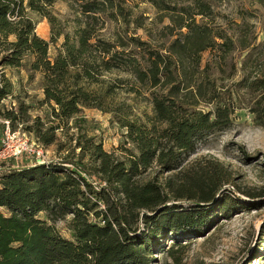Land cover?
<instances>
[{"label":"trees","instance_id":"1","mask_svg":"<svg viewBox=\"0 0 264 264\" xmlns=\"http://www.w3.org/2000/svg\"><path fill=\"white\" fill-rule=\"evenodd\" d=\"M57 1L0 0V67H29L42 75L46 103L54 104L55 119L74 121L80 150L76 162L3 164L0 264H153V256L165 251L166 241H176L170 249L175 248L180 239L202 235L219 213L229 219L232 211L244 207L230 196L217 199L224 176L216 166L201 169L185 163L209 135L228 128L234 115L233 104L215 90L212 109H198L207 89L194 80L206 71L201 69L203 54L217 52L225 58L237 46L248 50L250 43L203 25L200 17L211 15L205 2L191 17L172 16L173 27L183 36L172 43L168 54L150 52L144 56L143 68L138 60L128 58L145 86L160 89L151 93L154 116L146 121L131 119L123 114V107L108 106L110 91L92 88L103 85V73L123 65L124 55L110 42L97 39L95 28L107 9H117L115 0H68L85 16L73 40L50 11ZM30 12L49 21L50 42L37 35ZM59 39L64 41L62 49L52 58L50 47ZM249 56L247 52L245 58ZM263 85L256 79L250 87L257 90ZM13 94V85L1 81L0 105ZM85 108L112 113L126 129L125 143L132 149L123 148V158L85 137L86 121L78 118ZM3 116L16 128L14 112L7 110ZM41 125L38 121L33 131L47 147L56 138L54 133L43 134ZM4 132L2 126L0 138ZM86 157L90 165L83 163ZM153 171L157 173L149 179ZM168 174L172 176L160 183L159 177ZM182 200L191 207H178ZM58 221L67 222L69 238L58 232Z\"/></svg>","mask_w":264,"mask_h":264},{"label":"rangeland","instance_id":"2","mask_svg":"<svg viewBox=\"0 0 264 264\" xmlns=\"http://www.w3.org/2000/svg\"><path fill=\"white\" fill-rule=\"evenodd\" d=\"M114 2L117 9H107L95 28L97 39L110 42L115 46L113 50L124 55L123 65L103 73V85L92 88L101 93L110 91L108 106L123 107V114L131 119L146 121L154 116L151 93L160 89L145 86L133 73L128 58L138 60L143 68L146 67L144 56L149 57L150 52L168 54L172 43L183 36L173 27L172 16L187 14L191 17L200 12L198 4L205 2L211 15L199 16L203 25L234 41L242 39L250 43L248 50L237 46L225 58L217 52L203 54L201 69L206 71L200 72L194 80L195 84H204L202 86L207 89L198 109H212L215 90L233 104L234 115L228 128L209 135L185 163L201 169L216 166L224 176L217 199L230 196L244 207L232 211L229 219L219 213L202 235L180 239L175 248L170 249L176 241H166L165 251L153 256V264H264V87L257 90L250 87L256 79L264 82V0H158V5L152 0ZM79 10L78 5L72 6L68 0H58L50 9L66 25L71 40L75 38L77 25L85 20ZM29 16L35 22L37 35L50 42L49 21L35 13L30 12ZM137 40L146 45L140 47ZM63 42L59 39L51 45L52 58L62 49ZM247 52L250 56L245 58ZM3 80L13 85L14 94L0 105L3 110L0 112L1 131L5 126L0 138V172L5 168L4 163L17 166L40 164L45 160L55 164L65 160L78 161V130L74 121L62 123L54 118L51 107L54 104L45 101L42 75L30 71L29 67L14 69L4 66L0 67V82ZM7 110L17 117L16 128L3 116ZM78 118L86 121L85 137L101 143L106 152L123 158V148L132 149L125 143L126 129L119 126L112 113L85 108ZM38 121L42 124L43 134L55 135V142L47 147L35 137L33 130ZM27 148L30 152L26 151ZM37 151H41L44 157L38 158ZM15 152L17 156L13 157ZM12 158L14 162H11ZM91 162L86 157L83 163L90 165ZM156 173H150L149 179ZM166 176L172 175L160 176L159 182H164ZM177 204L178 207H191L186 200ZM40 217L46 219L45 214ZM56 228L64 237H70L66 221H58Z\"/></svg>","mask_w":264,"mask_h":264},{"label":"built area","instance_id":"3","mask_svg":"<svg viewBox=\"0 0 264 264\" xmlns=\"http://www.w3.org/2000/svg\"><path fill=\"white\" fill-rule=\"evenodd\" d=\"M26 151H29L30 152V150L28 148H27ZM19 153L21 154V152H19ZM36 154L38 155V158L44 157V156H41L42 155V152L41 151H37ZM13 155H14L13 157H16L17 156V153L15 152V153H13ZM47 163L48 162H46V160L40 162V164H47Z\"/></svg>","mask_w":264,"mask_h":264}]
</instances>
